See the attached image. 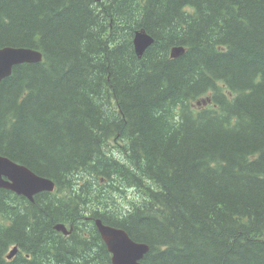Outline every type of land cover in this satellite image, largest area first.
Returning <instances> with one entry per match:
<instances>
[{"label":"trees","instance_id":"16d2710c","mask_svg":"<svg viewBox=\"0 0 264 264\" xmlns=\"http://www.w3.org/2000/svg\"><path fill=\"white\" fill-rule=\"evenodd\" d=\"M5 47L43 61L0 84V155L56 189H0V264H112L97 218L144 264H264V0H0Z\"/></svg>","mask_w":264,"mask_h":264},{"label":"water","instance_id":"95a60500","mask_svg":"<svg viewBox=\"0 0 264 264\" xmlns=\"http://www.w3.org/2000/svg\"><path fill=\"white\" fill-rule=\"evenodd\" d=\"M154 41L147 32L137 31L133 39L136 54L141 58ZM185 53V47L176 46L171 50V57L177 59ZM42 61V52L35 49L25 47L0 49V84L12 75L16 66L37 64ZM0 189L24 196L33 202L36 195L42 192H53L56 185L51 179L39 176L28 167L0 155ZM95 225L112 255V264H144L142 261L150 251L149 245L134 241L124 229L106 225L100 218L95 220ZM54 229L64 235L71 234L73 230V228L69 230L62 223L57 224ZM17 252L18 248L15 247L8 258L13 259Z\"/></svg>","mask_w":264,"mask_h":264},{"label":"bare ground","instance_id":"6f19581e","mask_svg":"<svg viewBox=\"0 0 264 264\" xmlns=\"http://www.w3.org/2000/svg\"><path fill=\"white\" fill-rule=\"evenodd\" d=\"M59 224H60V223H59ZM8 257H9V254L7 253V256H6L7 260L9 259ZM9 260H10V259H9Z\"/></svg>","mask_w":264,"mask_h":264}]
</instances>
